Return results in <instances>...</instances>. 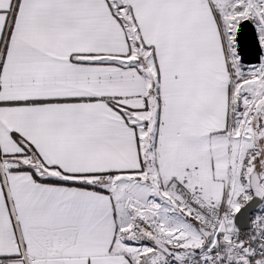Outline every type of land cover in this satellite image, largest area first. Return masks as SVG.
Returning <instances> with one entry per match:
<instances>
[{"label":"snow or ice","instance_id":"obj_1","mask_svg":"<svg viewBox=\"0 0 264 264\" xmlns=\"http://www.w3.org/2000/svg\"><path fill=\"white\" fill-rule=\"evenodd\" d=\"M0 264H264V0H0Z\"/></svg>","mask_w":264,"mask_h":264}]
</instances>
